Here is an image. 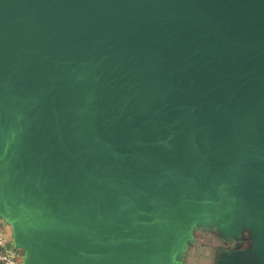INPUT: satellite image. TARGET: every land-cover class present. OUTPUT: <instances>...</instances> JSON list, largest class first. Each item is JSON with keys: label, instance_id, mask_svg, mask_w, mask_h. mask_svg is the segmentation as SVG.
<instances>
[{"label": "water", "instance_id": "obj_1", "mask_svg": "<svg viewBox=\"0 0 264 264\" xmlns=\"http://www.w3.org/2000/svg\"><path fill=\"white\" fill-rule=\"evenodd\" d=\"M7 208L28 264L160 263L243 216L228 264H264V0H0Z\"/></svg>", "mask_w": 264, "mask_h": 264}, {"label": "crops", "instance_id": "obj_2", "mask_svg": "<svg viewBox=\"0 0 264 264\" xmlns=\"http://www.w3.org/2000/svg\"><path fill=\"white\" fill-rule=\"evenodd\" d=\"M184 234L177 239L167 240L162 245L166 261L160 263L149 264H187L190 262L193 255V248L196 244L201 246V250L205 255V259L200 264H228L230 260H240L239 257L229 256V240L234 239L232 234H228L222 230L220 224L215 219L204 220L199 218H192L189 224L185 227ZM207 240H216L218 245L212 247L206 246ZM255 249V248H254ZM254 251V250H253ZM30 252L33 254L32 249ZM30 253V256L32 255ZM255 253L252 254V258ZM198 257L197 255H195ZM31 257L23 256L22 264H28ZM256 261V260H255ZM251 262V260H250ZM194 263V262H193ZM117 264H136L119 262Z\"/></svg>", "mask_w": 264, "mask_h": 264}, {"label": "rangeland", "instance_id": "obj_3", "mask_svg": "<svg viewBox=\"0 0 264 264\" xmlns=\"http://www.w3.org/2000/svg\"><path fill=\"white\" fill-rule=\"evenodd\" d=\"M24 212L25 211L23 209H17L14 214L13 208H7L0 211V223L4 227V233L8 245L11 249L17 252L21 259L26 255L28 257H31L27 248L24 245L17 246L16 242V238L19 233L17 227L18 224L22 221ZM242 216L243 214H241V217ZM238 226V230L235 231L234 234H232L234 239L229 240L230 248L228 249V251L230 253L227 257L229 258L233 255L239 257L242 261H250L252 258L251 256L254 253L253 250L257 243L256 236L251 227L246 223L244 216L240 219V223H238ZM213 245H218V242L216 240H207L206 246L212 247ZM200 248L201 246H197L196 244L194 245L193 255L191 256L190 262L187 261V264H200L204 261L205 255ZM195 255H197L198 257H196ZM252 259V261L255 262V260H257V256L254 255Z\"/></svg>", "mask_w": 264, "mask_h": 264}, {"label": "built area", "instance_id": "obj_4", "mask_svg": "<svg viewBox=\"0 0 264 264\" xmlns=\"http://www.w3.org/2000/svg\"><path fill=\"white\" fill-rule=\"evenodd\" d=\"M0 264H22L17 252L11 249L6 240L4 227L0 223Z\"/></svg>", "mask_w": 264, "mask_h": 264}, {"label": "bare ground", "instance_id": "obj_5", "mask_svg": "<svg viewBox=\"0 0 264 264\" xmlns=\"http://www.w3.org/2000/svg\"><path fill=\"white\" fill-rule=\"evenodd\" d=\"M20 222V221H19Z\"/></svg>", "mask_w": 264, "mask_h": 264}]
</instances>
